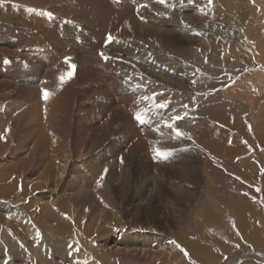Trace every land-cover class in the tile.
<instances>
[{
	"label": "rangeland",
	"instance_id": "obj_1",
	"mask_svg": "<svg viewBox=\"0 0 264 264\" xmlns=\"http://www.w3.org/2000/svg\"><path fill=\"white\" fill-rule=\"evenodd\" d=\"M0 137V264H264V0H0Z\"/></svg>",
	"mask_w": 264,
	"mask_h": 264
},
{
	"label": "bare ground",
	"instance_id": "obj_2",
	"mask_svg": "<svg viewBox=\"0 0 264 264\" xmlns=\"http://www.w3.org/2000/svg\"><path fill=\"white\" fill-rule=\"evenodd\" d=\"M66 1V0H65ZM82 2H86V0H82ZM89 3V2H88ZM116 4H117V6H118V9L121 11V6L122 5H120L118 2H116ZM123 7V6H122ZM125 9V8H124ZM92 11V10H91ZM112 12L114 13L115 11H113L112 10ZM195 16V15H194ZM97 17V16H96ZM101 17V16H100ZM201 17V16H200ZM200 17H198L199 19H200ZM234 17V16H233ZM203 19V18H202ZM197 20V19H196ZM195 20V21H196ZM98 21V20H97ZM93 22V21H92ZM94 23V22H93ZM96 23V22H95ZM183 32V31H182ZM181 33V32H180ZM166 34V33H165ZM176 34V33H175ZM177 37V36H176ZM181 37V36H180ZM51 88V87H50ZM53 88V87H52ZM49 89V88H48ZM51 90V89H50ZM54 95V94H53ZM60 124V123H59ZM56 126H57V124L55 125V129H56ZM61 127V126H60ZM58 128V127H57ZM63 129V128H62ZM55 131H57V130H55ZM65 131V130H64ZM64 134V133H63ZM63 134H61V135H63ZM32 140V139H31ZM31 143V142H30ZM61 144H62V142H61ZM44 147L46 148H48V147H50L51 149H50V151H51V155L48 157V156H45V153H44V156H45V160L47 159V158H49L48 160H47V162H44L41 166H39V167H35L34 165L32 166V163H33V160H32V158L30 159V157H29V159L28 160H24V163L23 164H21V165H18L15 169H12V173H18L19 175L21 174L22 176L23 175H25V174H29V172L32 174L34 171H37L38 172V174H33L32 176H34V175H37L36 176V178H32L31 176L30 177H27V176H25L26 178H28V180H31V181H36V182H38V180H41V179H44V180H49L50 181V179H51V177H53L54 176V172H53V170L51 169V167H52V164H56V163H53L52 162V160H54L55 158L54 157H52V155H54V152H55V150H56V148H57V144L56 143H54V142H50V143H48V144H44ZM64 147V146H63ZM61 148H62V146H61ZM60 148V149H61ZM63 149V148H62ZM62 152V151H61ZM58 161V160H57ZM30 167H31V169H30ZM4 174V173H3ZM2 174V175H3ZM4 175H6V174H4ZM52 180V179H51ZM85 184V183H84ZM47 186H49L48 184H47ZM44 188H46V187H44ZM47 189V188H46ZM55 190V189H54ZM43 191V190H42ZM94 194V193H93ZM97 194V193H96ZM60 195V194H59ZM78 195V194H77ZM78 197V196H77ZM77 197H76V199H77ZM68 198H70V197H68ZM67 198V199H68ZM79 198V197H78ZM75 199V198H74ZM97 199V198H96ZM69 200V199H68ZM74 201V200H73ZM78 201V200H77ZM72 202V201H71ZM79 203H81V202H79ZM101 204V203H100ZM3 207H4V209H6V210H10L11 208V206L9 205V203H4V205H3ZM47 207H49V205H47L46 206V204H44L43 205V208H42V210H46L47 209ZM60 208V207H59ZM92 210V209H91ZM6 212V211H5ZM11 212V211H10ZM7 213V212H6ZM12 213V212H11ZM17 213V212H16ZM26 213V212H25ZM10 214V213H9ZM13 214V213H12ZM15 214V213H14ZM13 214V215H14ZM27 214V213H26ZM11 215V214H10ZM82 215V214H81ZM15 217H16V219L17 220H21V221H23L24 223H25V229L28 231V233H29V235L31 236V237H34L35 239L37 238L38 239V235H37V230H36V228L34 227V225H33V223L31 222V220L29 219V217H28V215H24V214H19V215H17V214H15L14 215ZM51 217V216H50ZM54 218V221H53V223H58V221H57V218H55V217H53ZM130 226V225H129ZM49 228V227H48ZM53 229H56V227L55 228H53ZM117 245V243L116 244H114L113 243V245L111 246V247H115ZM110 247V248H111ZM117 249V248H116ZM134 253V252H133ZM141 254V253H140ZM84 257V256H83ZM87 259V258H86ZM94 264H97V263H94Z\"/></svg>",
	"mask_w": 264,
	"mask_h": 264
},
{
	"label": "snow or ice",
	"instance_id": "obj_3",
	"mask_svg": "<svg viewBox=\"0 0 264 264\" xmlns=\"http://www.w3.org/2000/svg\"><path fill=\"white\" fill-rule=\"evenodd\" d=\"M158 2L161 3V4H164V3H166V0H158ZM209 3H211V0H209ZM30 11H35V10H30ZM41 14H42V15H46V16H48L49 18H52V16H53V14H52L51 12H41ZM112 39H113V38L111 37V35H109V36H108V40L111 41ZM100 55H101L105 60L109 59V57L104 56L103 53H100ZM68 59H69V58H66V62H67ZM71 67H72V68H75V65H71ZM71 76H72V73L69 72V73L67 74V76H65V75H61V76L59 77V80H60L61 83H63V82H65L66 79H70ZM49 95H50V94H49L47 91L44 92L45 99H47V97H48ZM161 107H166V105H161ZM135 118H136V120H138V121H140V122H143V120H144L143 115H141L139 112L136 114ZM175 119H176V120H181V119H183V117L177 115V116L175 117ZM168 127H170V128L173 129V131L176 133V137H177V138H179V137H181V136H183V135H186V134L182 133V132H181L177 127H175L174 125L169 124ZM188 138L190 139L191 137H188ZM0 139H3V137H0ZM156 152H157V155H160V156H163L164 158H167V152L161 151L160 149H156ZM105 171H107V170H105ZM258 191H259V190H258ZM37 235H39V233H37ZM172 243H175V242L173 241ZM185 254H187V253H185ZM85 264H86V262H85Z\"/></svg>",
	"mask_w": 264,
	"mask_h": 264
}]
</instances>
